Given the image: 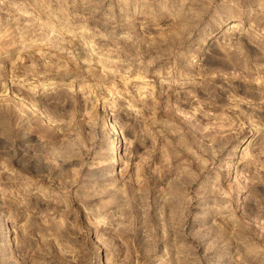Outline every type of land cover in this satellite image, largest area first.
Here are the masks:
<instances>
[{"label":"rangeland","instance_id":"rangeland-1","mask_svg":"<svg viewBox=\"0 0 264 264\" xmlns=\"http://www.w3.org/2000/svg\"><path fill=\"white\" fill-rule=\"evenodd\" d=\"M190 8L0 0V264H264V22Z\"/></svg>","mask_w":264,"mask_h":264},{"label":"clouds","instance_id":"clouds-1","mask_svg":"<svg viewBox=\"0 0 264 264\" xmlns=\"http://www.w3.org/2000/svg\"><path fill=\"white\" fill-rule=\"evenodd\" d=\"M202 11L198 15H193L191 8L189 12L186 13V17L191 20H198L204 15V11L212 9L214 5V0H199ZM222 4H227L229 6V16L228 19H258L264 22V0H256V7H252V0H220ZM180 6L183 8L184 5L189 4V0H179ZM219 7V5H217ZM225 17L222 15H217L215 11L208 12L207 19L201 25L200 31L208 29L211 25H223ZM151 63V62H150ZM130 107V106H129ZM113 114H107L106 118L111 119ZM137 116H140V113L137 112ZM119 120V116L116 117ZM95 127V124H93ZM108 126H105L101 129L102 135V145L104 143L111 145L110 136L111 133L107 130ZM114 131V129H113ZM76 141L78 142V149H83L85 152H91L92 149L89 148L86 144L83 143L82 139L77 136ZM60 142V137L56 135L45 136L43 134L38 135L35 140H30L27 137H24L21 140L20 144H15V156L18 162H21L25 165L41 166V162L44 163H56V159L59 158V152L56 149V145ZM131 142H129V145ZM21 153H23L21 155ZM79 154V153H77ZM116 154V153H114ZM111 174L115 175L116 169L109 170ZM199 217L200 214L197 213ZM3 222V213H0V224ZM92 223L96 227L101 226V222L93 220ZM107 221L103 222L104 226H107Z\"/></svg>","mask_w":264,"mask_h":264},{"label":"bare ground","instance_id":"bare-ground-1","mask_svg":"<svg viewBox=\"0 0 264 264\" xmlns=\"http://www.w3.org/2000/svg\"><path fill=\"white\" fill-rule=\"evenodd\" d=\"M106 113L107 114H112V112H110L109 109H107L106 107H103V113H102V116H101V119H102V122H103V126H105V124H107V126H108L107 129H109L112 132H114V131H116V127H115L114 121H113L112 118L111 119H107L106 118ZM39 115L41 117H43L45 120H47V121L50 120V119H48V116L46 115V113L43 110H41V109L39 110ZM113 129H114V131H113ZM117 155L112 161V162H114L113 167L119 165L118 156ZM100 263H101V261H100Z\"/></svg>","mask_w":264,"mask_h":264}]
</instances>
